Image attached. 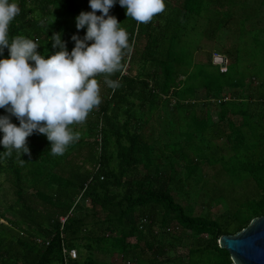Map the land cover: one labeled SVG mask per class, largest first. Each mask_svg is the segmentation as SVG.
Segmentation results:
<instances>
[{
    "label": "trees",
    "instance_id": "16d2710c",
    "mask_svg": "<svg viewBox=\"0 0 264 264\" xmlns=\"http://www.w3.org/2000/svg\"><path fill=\"white\" fill-rule=\"evenodd\" d=\"M16 2L9 38L38 40L41 55L57 51L54 33L69 52L71 37L85 35L75 18L91 9L77 0ZM163 3L146 24L118 2L110 9L131 48L110 77L116 89L96 77L100 105L70 126L79 140L55 156L34 132L30 155L0 159V264H63L62 249L77 253L68 264H233L219 238L264 216V0ZM213 54L226 58L225 72ZM8 57L5 49L0 58ZM160 126L176 143L160 144ZM219 162L231 164L222 169L231 179L245 176L249 190L214 213L222 191L196 178ZM195 202L206 211L193 213Z\"/></svg>",
    "mask_w": 264,
    "mask_h": 264
},
{
    "label": "clouds",
    "instance_id": "9594fccd",
    "mask_svg": "<svg viewBox=\"0 0 264 264\" xmlns=\"http://www.w3.org/2000/svg\"><path fill=\"white\" fill-rule=\"evenodd\" d=\"M117 2L138 24L150 22L164 10L163 0H89L91 11L75 18L76 29H84L85 35L71 37V52L62 33H54L49 40L57 51L41 55L38 40L22 35L9 38V26L20 8L16 0H0V57L5 49L9 53L8 58H0V109L9 114L0 116V145L5 149L0 159L13 151L20 157L30 155L27 138L34 132L46 137L55 156H62L79 140V132L70 126L84 122L100 105L96 77L104 74L105 84L116 89L118 82L110 77L121 69L125 50L131 48L122 23L109 15Z\"/></svg>",
    "mask_w": 264,
    "mask_h": 264
},
{
    "label": "rangeland",
    "instance_id": "374dc122",
    "mask_svg": "<svg viewBox=\"0 0 264 264\" xmlns=\"http://www.w3.org/2000/svg\"><path fill=\"white\" fill-rule=\"evenodd\" d=\"M77 2L79 4H81V6H83L84 8L89 7V0H77ZM260 19L262 20V24L259 27H264V11L262 12V16H260ZM251 26V25H250ZM249 25H247L248 29L250 28ZM224 35V33L222 34ZM236 36H231V40L233 43V41L235 40ZM218 45V44H217ZM215 47V46H214ZM210 49V47H209ZM214 49L212 47V51L214 52ZM209 50V51H211ZM158 124H160V120L158 121ZM76 132H79L76 130ZM80 134V132H79ZM170 150H174L173 147L170 148ZM190 155V154H189ZM169 160H174V157L170 156L168 158V160H165L166 163H168ZM185 161V160H184ZM183 164V163H182ZM217 165H223V166H217ZM175 167V166H174ZM231 167V164L229 165L227 162H224V164H221L220 162L216 165H203L202 169L198 171V175L200 177L196 178L197 180H199L200 183L205 182V186L206 188H211L213 187L211 185V183H215L216 187L222 191L223 193V199L219 202L220 205L217 206H213L212 208H210L211 212L217 213L223 210H226L233 202H229V199H233L234 197H237L239 195H243L246 194V192L249 190V187L247 186V184H245V176H239V177H234L235 179V185L231 186V181L230 180H234L231 179L233 177H231L230 175L227 176L225 171L228 170ZM225 168V171H223ZM227 168V169H226ZM223 169V170H222ZM220 172H219V171ZM233 172L230 171V174H232ZM219 175H222L221 177ZM178 191H174V197L175 199L183 204L186 205L188 204L190 201L187 199H184L183 197L181 198V196H177L175 195V193H177ZM190 207L193 211V213L198 214V213H204L206 211V209L204 207H201L199 203L195 202L190 204ZM116 262L120 261V258H114Z\"/></svg>",
    "mask_w": 264,
    "mask_h": 264
},
{
    "label": "water",
    "instance_id": "95a60500",
    "mask_svg": "<svg viewBox=\"0 0 264 264\" xmlns=\"http://www.w3.org/2000/svg\"><path fill=\"white\" fill-rule=\"evenodd\" d=\"M217 243L233 264H264V216L252 220L236 235L221 236Z\"/></svg>",
    "mask_w": 264,
    "mask_h": 264
},
{
    "label": "built area",
    "instance_id": "2783aa9c",
    "mask_svg": "<svg viewBox=\"0 0 264 264\" xmlns=\"http://www.w3.org/2000/svg\"><path fill=\"white\" fill-rule=\"evenodd\" d=\"M212 64L217 66L219 68L220 72H225L226 71V66H227V60L224 56L218 55V54H213L211 57ZM65 219L61 220V223H64ZM62 254H63V264H68V260H75L77 257V253L75 250H65L62 249ZM127 264H129L127 262Z\"/></svg>",
    "mask_w": 264,
    "mask_h": 264
},
{
    "label": "crops",
    "instance_id": "0c3cea01",
    "mask_svg": "<svg viewBox=\"0 0 264 264\" xmlns=\"http://www.w3.org/2000/svg\"><path fill=\"white\" fill-rule=\"evenodd\" d=\"M212 116H213V118H215V116H214L213 113H212ZM167 121H168V119H167ZM168 127L164 128V130H163V128L160 126V131H159V133L161 135V137H160V144L163 145V146L164 145L166 146V145H168L171 142L176 143L175 140H172V136L166 135V132L168 131ZM164 132H165V134H164ZM175 134H178L177 130L175 131Z\"/></svg>",
    "mask_w": 264,
    "mask_h": 264
}]
</instances>
